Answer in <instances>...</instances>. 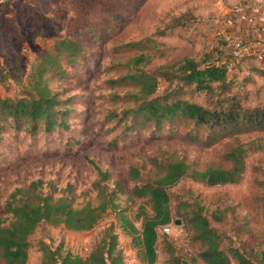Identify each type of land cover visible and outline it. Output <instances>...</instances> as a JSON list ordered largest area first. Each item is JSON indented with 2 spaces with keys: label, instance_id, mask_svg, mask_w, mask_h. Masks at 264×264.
Masks as SVG:
<instances>
[{
  "label": "rangeland",
  "instance_id": "obj_1",
  "mask_svg": "<svg viewBox=\"0 0 264 264\" xmlns=\"http://www.w3.org/2000/svg\"><path fill=\"white\" fill-rule=\"evenodd\" d=\"M249 0H22L9 7L10 17L0 15V96L17 97L27 94L28 75L36 58L56 40L71 36L76 38L87 53L86 62L79 67H70L68 77L50 78L54 90L62 91L65 97H75L70 106L68 128L57 129L53 133H31L15 129L7 123L0 143V218L9 223L11 215L4 210L6 200L16 189L29 190L33 182L38 189L28 191L33 200L51 195L55 198H71L76 208L87 202L99 203L97 182L100 179L98 165L109 171L111 178L105 182L108 190L114 188V180L119 188L117 202L127 209L129 217L141 227V219L135 215L142 199L131 198L129 179L130 166L140 165L147 176L154 175L148 162L152 155L168 151L183 157L197 168L206 165H222L224 150L237 142L234 138L205 147L184 140L181 126L177 133L164 130L154 134L149 129H139L118 148L109 146L122 127L107 121V113L112 109L122 110L129 103L114 102L111 93L124 95L136 92L132 86L108 84V79L118 78L128 72L125 63L140 53L148 55V60L140 67L155 71L172 68L187 57L201 59L211 51L225 35L235 44L242 41L249 52L238 57L229 77L235 91L241 94L245 106L264 105V78L252 72L254 66L261 65L264 45L244 38V9ZM8 5L0 7V13ZM165 31L166 35L156 36ZM146 37L156 39L154 47L145 50L119 48L122 44ZM245 57V58H244ZM252 82H245L247 77ZM243 81V84L236 82ZM176 83L163 81L158 93L174 88ZM184 98L206 106L214 104L217 97L205 92H196L185 87ZM174 133V134H170ZM264 133L242 134L238 140L248 141ZM260 172L261 175L258 174ZM264 149L252 152L247 157V170L239 183L207 186L192 180H182L171 189L175 206L177 199L198 197L210 209L230 205L239 215H248L255 228V236H234L231 223H213L224 233V246L229 245V237L235 245L246 251L264 246V223L258 217L256 179H263ZM21 197V194L18 195ZM36 197V198H35ZM27 199V198H26ZM180 220V223H177ZM170 233L159 229L156 264H170L163 240L174 243L177 252L191 260L199 251L200 243L194 241L185 219L176 215ZM112 228L119 235L120 245L127 255V264H143L132 247V239L123 231L117 214L110 211L93 230L74 231L64 226L40 224L30 237L28 264H41L40 242L46 241L54 247L62 246L64 252L86 256L95 243ZM0 264L1 261H0Z\"/></svg>",
  "mask_w": 264,
  "mask_h": 264
},
{
  "label": "trees",
  "instance_id": "obj_2",
  "mask_svg": "<svg viewBox=\"0 0 264 264\" xmlns=\"http://www.w3.org/2000/svg\"><path fill=\"white\" fill-rule=\"evenodd\" d=\"M165 35V31L156 33V36ZM219 38L211 46V51L201 59L187 57L172 68L155 71L141 68L140 65L148 60V55L143 52L129 59L125 63L128 72L107 82L111 87L132 86L137 91L124 95L111 93L112 101H123L130 105L122 110H110L106 118L108 122L122 127L120 133L109 141L112 148H118L122 139L139 129H149L160 135L165 129L177 133L181 126L180 135L184 140L205 147L234 138L237 142L221 155L224 164L197 168L183 157L162 151L148 158L155 171L151 177L143 173L142 166H130L128 176L134 182L130 187V196L143 200L135 215L136 219H141V227L116 201L122 184L114 180L115 187L109 191L103 182L109 180L111 174L98 165H95L100 176L96 185L97 205L87 202L81 208H76L71 198L66 196L55 198L47 195L39 197V201L33 200L28 191L37 190L40 181L33 182L29 190L16 189L4 205L5 212L11 215L10 222L0 218L2 264H28L30 237L42 223L64 226L74 231H91L110 211L117 214L123 231L132 239V247L137 250L143 264L157 263L159 229L173 222L176 215L186 220L193 240L200 243V249L189 261L177 252L172 241L165 239L163 244L170 264H264V246L246 251L235 245L231 237L228 238L229 245L224 246V233L213 224L228 220L234 236H255L250 216L237 214L235 207L230 205L210 209L198 197L179 198L173 205L171 189L182 180L207 186L239 183L247 170V157L252 152L264 149L262 135L248 141L238 140L242 134L264 133V105H244L241 94L234 90L235 80L229 77L232 66L239 60L235 55V44L225 35ZM156 44V39L146 37L124 43L119 48L145 50ZM86 59L84 47L71 36L58 39L46 48L36 58L28 75L29 92L17 97L0 96V143L7 123L15 129L31 133L50 134L57 129H67L70 106L75 102V97H65L66 93L54 90L49 81L51 77H68L69 68L83 65ZM252 72L264 78V58L261 65L253 67ZM244 80L254 81L250 76ZM163 81L176 85L158 93ZM185 87L205 92L217 97V100L209 106L191 101L182 95ZM258 174L261 175L260 172ZM256 184L258 217L264 223V177L257 178ZM20 194L21 197H18ZM39 246L41 264H127V255L120 245L119 235L112 228L104 231L86 256L64 252L61 245L54 247L46 241H41Z\"/></svg>",
  "mask_w": 264,
  "mask_h": 264
},
{
  "label": "crops",
  "instance_id": "obj_3",
  "mask_svg": "<svg viewBox=\"0 0 264 264\" xmlns=\"http://www.w3.org/2000/svg\"><path fill=\"white\" fill-rule=\"evenodd\" d=\"M21 0H0L2 6L8 5L0 15L10 17L9 7ZM25 3H33V0H22ZM244 38L259 45H264V0H249L244 9Z\"/></svg>",
  "mask_w": 264,
  "mask_h": 264
},
{
  "label": "built area",
  "instance_id": "obj_4",
  "mask_svg": "<svg viewBox=\"0 0 264 264\" xmlns=\"http://www.w3.org/2000/svg\"><path fill=\"white\" fill-rule=\"evenodd\" d=\"M0 7H1V3H0ZM249 52V48L247 45H245V43H243L242 41H237L235 43V55L237 57H242L244 53ZM162 86L159 87V89H161ZM172 227H174L173 222L169 223L168 225H165L162 227L163 233H170L172 231Z\"/></svg>",
  "mask_w": 264,
  "mask_h": 264
},
{
  "label": "water",
  "instance_id": "obj_5",
  "mask_svg": "<svg viewBox=\"0 0 264 264\" xmlns=\"http://www.w3.org/2000/svg\"><path fill=\"white\" fill-rule=\"evenodd\" d=\"M177 223H180V220H177Z\"/></svg>",
  "mask_w": 264,
  "mask_h": 264
}]
</instances>
